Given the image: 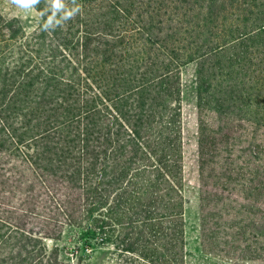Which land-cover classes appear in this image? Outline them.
Masks as SVG:
<instances>
[{"label":"trees","instance_id":"trees-1","mask_svg":"<svg viewBox=\"0 0 264 264\" xmlns=\"http://www.w3.org/2000/svg\"><path fill=\"white\" fill-rule=\"evenodd\" d=\"M50 2L30 32L0 15L7 149L56 209L119 225L132 264H184L181 68L197 62L199 105L264 120V0H63L80 11L43 31ZM54 253L0 216V264H60Z\"/></svg>","mask_w":264,"mask_h":264},{"label":"rangeland","instance_id":"rangeland-1","mask_svg":"<svg viewBox=\"0 0 264 264\" xmlns=\"http://www.w3.org/2000/svg\"><path fill=\"white\" fill-rule=\"evenodd\" d=\"M0 15L26 32L42 23L34 7L21 9L12 0H0ZM196 69V61L181 68L184 264H264V120L199 105ZM5 139L0 131V216L36 233L60 264H132L119 248V225L103 227L78 202L73 217L56 209ZM53 184L60 198L78 192ZM159 245L147 243L145 252L155 255Z\"/></svg>","mask_w":264,"mask_h":264},{"label":"clouds","instance_id":"clouds-1","mask_svg":"<svg viewBox=\"0 0 264 264\" xmlns=\"http://www.w3.org/2000/svg\"><path fill=\"white\" fill-rule=\"evenodd\" d=\"M12 2L17 7L27 10L38 4L40 0H12ZM79 11L80 8L78 5L69 8L63 3V0H51L49 6L41 11L42 16L47 13V17L42 25V30L48 31L54 29L56 26L62 25Z\"/></svg>","mask_w":264,"mask_h":264}]
</instances>
